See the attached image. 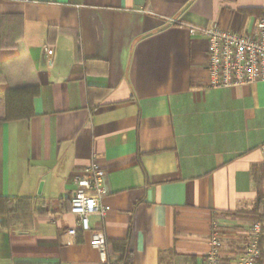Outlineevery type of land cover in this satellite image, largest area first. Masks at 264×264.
<instances>
[{"label":"crops","instance_id":"0c3cea01","mask_svg":"<svg viewBox=\"0 0 264 264\" xmlns=\"http://www.w3.org/2000/svg\"><path fill=\"white\" fill-rule=\"evenodd\" d=\"M138 2L0 0V97L39 87L33 116L0 122V196L30 199L0 223V264H103L91 233H67L93 163L110 211L92 226L128 240L130 264H204L215 230L225 260L251 243V222L222 213L264 186V80L211 87L190 26L244 32L264 0Z\"/></svg>","mask_w":264,"mask_h":264},{"label":"built area","instance_id":"2783aa9c","mask_svg":"<svg viewBox=\"0 0 264 264\" xmlns=\"http://www.w3.org/2000/svg\"><path fill=\"white\" fill-rule=\"evenodd\" d=\"M190 32L207 40L208 82L211 87H235L264 80V14L244 32L217 24L207 27L190 26ZM49 48L48 52L51 53ZM106 176V171L95 163L76 173L70 212L78 217V227L70 228L67 233L71 238L91 233L90 244L100 249L103 264H112L104 231L95 229L91 223L92 216L105 217L110 211V206L103 202L107 194ZM250 233L251 243L233 259L225 260L221 252L223 242L219 232L213 231L212 248L204 264H258L261 255L259 238L263 233V224L259 221L252 222Z\"/></svg>","mask_w":264,"mask_h":264},{"label":"trees","instance_id":"16d2710c","mask_svg":"<svg viewBox=\"0 0 264 264\" xmlns=\"http://www.w3.org/2000/svg\"><path fill=\"white\" fill-rule=\"evenodd\" d=\"M262 16V15H261ZM4 80L0 75V81ZM39 93V87L30 86L22 88H12L7 90L0 97V122L15 121L20 119H28L33 116V98ZM30 199L26 197H3L0 196V223L3 227L12 229L15 227L17 214L21 207L28 209ZM222 216L229 218H242L249 222L259 221L264 228V186L257 185V196L253 207L244 212L229 211L223 212ZM113 244V257L109 254L112 264H130L131 252L129 251L128 240H107V244ZM260 258L258 264H264V235L259 239Z\"/></svg>","mask_w":264,"mask_h":264},{"label":"water","instance_id":"95a60500","mask_svg":"<svg viewBox=\"0 0 264 264\" xmlns=\"http://www.w3.org/2000/svg\"><path fill=\"white\" fill-rule=\"evenodd\" d=\"M143 3V0H139L138 4L141 5Z\"/></svg>","mask_w":264,"mask_h":264}]
</instances>
